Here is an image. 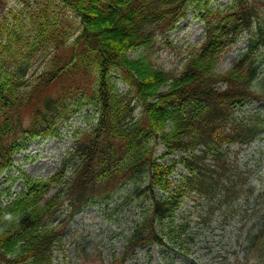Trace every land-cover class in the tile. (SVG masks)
Instances as JSON below:
<instances>
[{"label": "trees", "instance_id": "16d2710c", "mask_svg": "<svg viewBox=\"0 0 264 264\" xmlns=\"http://www.w3.org/2000/svg\"><path fill=\"white\" fill-rule=\"evenodd\" d=\"M17 1L0 10V177L29 139L59 137L61 125L87 107L95 118L74 129L73 146L48 176H12L22 186L0 204V264H55L54 248L74 216L113 203L120 191L123 199L139 198L123 249L105 262L90 254L96 247L76 244L77 264H125L136 247L152 242L184 248L192 236L186 223H176L182 198H213L219 190L217 203L237 198L243 189L230 171L228 144L264 132V112L234 115L246 100L264 98L255 84L264 0ZM191 9L206 24L202 39L177 47V66L157 63L158 42L171 44L165 32ZM242 37L244 48L221 70ZM174 151L188 153L164 160ZM178 164L186 172L173 183ZM259 234L249 237L239 264H264L250 260L264 256Z\"/></svg>", "mask_w": 264, "mask_h": 264}, {"label": "rangeland", "instance_id": "374dc122", "mask_svg": "<svg viewBox=\"0 0 264 264\" xmlns=\"http://www.w3.org/2000/svg\"><path fill=\"white\" fill-rule=\"evenodd\" d=\"M228 1L216 0L212 5ZM18 2L0 0V10L8 4L16 5ZM192 13L191 9L188 16L167 33L171 44L163 40L158 42L159 46L155 50L158 56L157 63L162 62L163 66H177L180 55L177 47L200 42L204 33V22L193 17ZM244 46L245 39L242 37L223 57L219 68L221 70L229 68ZM127 53L135 55L137 51L129 50ZM262 58L264 57H258V82L255 84L264 88ZM119 85L124 86L121 83ZM256 110L264 112V101L249 99L238 113L245 116ZM29 112V109L25 110L26 114ZM136 112L138 114L139 109H136ZM239 114L236 116L240 117ZM93 118H95L93 108L87 107L61 125L59 137L37 136L29 139L13 156L12 167L0 177V204L8 202L22 186V180L15 178L20 171L40 178L48 176L56 168L60 156L73 146L74 129L88 128ZM162 147V144L157 145V154ZM237 148V145L231 146L230 152V158H234L235 168L239 171L235 178L244 189L248 186L254 187L252 192L245 191L235 199V202H231L227 207L217 206L212 212L209 211L206 199L195 195L186 196L182 201L179 210L181 216L177 221L188 223L186 233L192 236V240L185 242L184 248H179L176 244L172 248H165L155 242L139 247L125 262L126 264H231L245 260L249 237L258 233L264 224V133L248 146L240 150ZM170 157H174V154L166 156L165 159ZM182 168L179 165L176 172ZM240 173H243V176H240ZM173 177H177V174L174 173ZM125 196V193L120 191L116 198L114 197L113 203L90 205L75 215L60 247L54 248V263L69 261L71 264L79 263L75 260L78 251L75 249L76 244L96 247L90 254L102 258L105 262H109L114 253L119 254L124 247L125 235L131 233L133 222L138 215L133 205L139 198L134 193L130 194V199H123ZM114 203H117V209L112 206ZM56 221L57 217H54L53 223ZM185 247L187 251H184ZM96 249L101 250V254H96ZM262 259V256L259 258L253 255L250 260L258 262Z\"/></svg>", "mask_w": 264, "mask_h": 264}]
</instances>
